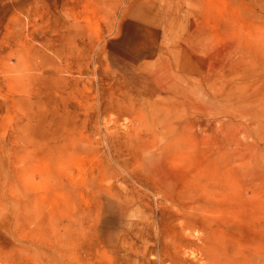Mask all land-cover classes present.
Instances as JSON below:
<instances>
[{
    "label": "rangeland",
    "instance_id": "rangeland-1",
    "mask_svg": "<svg viewBox=\"0 0 264 264\" xmlns=\"http://www.w3.org/2000/svg\"><path fill=\"white\" fill-rule=\"evenodd\" d=\"M0 264H264V0H0Z\"/></svg>",
    "mask_w": 264,
    "mask_h": 264
}]
</instances>
